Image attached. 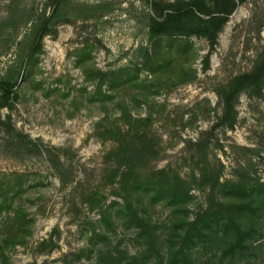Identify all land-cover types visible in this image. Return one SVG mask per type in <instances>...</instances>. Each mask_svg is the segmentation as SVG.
<instances>
[{
  "label": "rangeland",
  "instance_id": "374dc122",
  "mask_svg": "<svg viewBox=\"0 0 264 264\" xmlns=\"http://www.w3.org/2000/svg\"><path fill=\"white\" fill-rule=\"evenodd\" d=\"M9 1L0 0V17ZM31 1L40 6L45 0H28V8ZM78 1H113L115 9L95 21L57 25L56 33L42 40L41 52L27 62L12 109L0 110L13 128L0 126V192L8 185L9 197L19 192L13 208L0 210V264H111L107 258L117 248L126 252L121 260L127 264L137 248L133 232L121 221L113 228L98 222L88 198L97 193L103 204L116 199L115 187L105 182L112 164L105 155L113 145L97 129L105 113L113 122L120 112L115 103L102 108L95 96L98 81L88 73L136 62V50L146 44L151 8L146 0ZM233 1L236 6L213 44L192 37L195 57H175L185 73L193 71L191 82L162 87L147 99L150 106L129 104L131 111H151L155 118L150 133L160 151L148 168H171L193 181L208 165L220 181L244 172L264 181V91L260 97L245 90L238 94L232 128L222 119L220 89L251 71L264 49V0ZM83 49L88 55L78 58ZM11 60L12 51L0 56L1 74ZM124 96L121 90L116 101ZM20 174L25 176L21 181ZM192 193L191 217L206 202L197 182ZM17 206L28 220L24 243H4L18 229L11 217ZM169 212L157 207L154 218L166 220ZM100 231L108 232L107 241L96 236ZM253 257L255 264H264V247Z\"/></svg>",
  "mask_w": 264,
  "mask_h": 264
},
{
  "label": "trees",
  "instance_id": "16d2710c",
  "mask_svg": "<svg viewBox=\"0 0 264 264\" xmlns=\"http://www.w3.org/2000/svg\"><path fill=\"white\" fill-rule=\"evenodd\" d=\"M146 2L151 14L146 24V44L136 50V62L88 73L98 81L95 96L102 108L115 103L120 109L113 122L108 121L105 113L97 129V135L113 145L105 155L112 163L105 182L115 187L116 199L103 204L97 193H90L91 207L98 211L99 223L113 228L118 220L124 229L133 232L137 248L127 264H255L253 254L264 247L259 244L264 238V181L246 172L220 181L219 174L211 172L208 165L200 169L198 178L192 176L193 181L171 168H148L160 151L150 133L155 118L151 111L141 115L129 109V104L136 102L150 106L149 96L164 86L191 82L195 77L193 71L189 68L191 74L185 73L182 65H175V57L193 56L192 37L213 44L236 3L233 0ZM27 5L28 0H10L5 16L0 17V56L10 51L13 56L0 73V110L12 109L27 62L41 52L42 40L55 34L57 25L95 21L115 9L113 1L88 4L78 0H45L40 6L34 5V1L29 8ZM80 53L78 58L88 55L86 49ZM143 72L147 74L141 78ZM121 90L125 91V98L116 101ZM243 90L256 97L262 95L264 49L251 71L233 78L220 89L222 119L228 127H233L235 118L233 101ZM0 126L13 131L9 115L3 120L0 117ZM17 177L21 181L25 176ZM193 182L205 191L206 202L191 217ZM18 186L23 187L21 183ZM5 188L0 192V210L13 208L14 197L19 193L9 197L12 185ZM157 207L169 208L166 220L154 218ZM11 217L18 229L4 243L23 244L26 213L17 206ZM107 234L100 231L96 236L107 241ZM114 253L101 258H107L111 264H122L121 254L126 252L117 248Z\"/></svg>",
  "mask_w": 264,
  "mask_h": 264
},
{
  "label": "water",
  "instance_id": "95a60500",
  "mask_svg": "<svg viewBox=\"0 0 264 264\" xmlns=\"http://www.w3.org/2000/svg\"><path fill=\"white\" fill-rule=\"evenodd\" d=\"M22 78H23V73H22V75H21V78H20V81H19V83H20V82H22Z\"/></svg>",
  "mask_w": 264,
  "mask_h": 264
}]
</instances>
